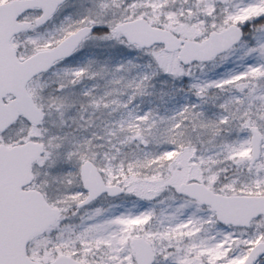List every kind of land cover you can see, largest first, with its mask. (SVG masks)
Instances as JSON below:
<instances>
[{"label": "snow or ice", "instance_id": "obj_1", "mask_svg": "<svg viewBox=\"0 0 264 264\" xmlns=\"http://www.w3.org/2000/svg\"><path fill=\"white\" fill-rule=\"evenodd\" d=\"M0 264H264V0H0Z\"/></svg>", "mask_w": 264, "mask_h": 264}]
</instances>
